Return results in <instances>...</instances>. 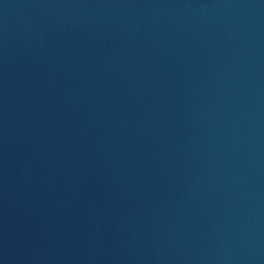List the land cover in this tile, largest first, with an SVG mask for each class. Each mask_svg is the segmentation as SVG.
I'll return each mask as SVG.
<instances>
[{
    "label": "water",
    "instance_id": "1",
    "mask_svg": "<svg viewBox=\"0 0 264 264\" xmlns=\"http://www.w3.org/2000/svg\"><path fill=\"white\" fill-rule=\"evenodd\" d=\"M0 264H264V0H0Z\"/></svg>",
    "mask_w": 264,
    "mask_h": 264
}]
</instances>
